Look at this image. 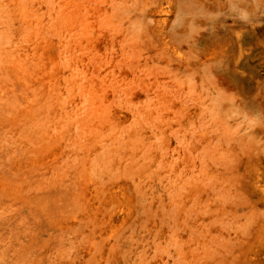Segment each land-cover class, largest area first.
I'll use <instances>...</instances> for the list:
<instances>
[{"label":"rangeland","instance_id":"obj_1","mask_svg":"<svg viewBox=\"0 0 264 264\" xmlns=\"http://www.w3.org/2000/svg\"><path fill=\"white\" fill-rule=\"evenodd\" d=\"M0 264H264V0H0Z\"/></svg>","mask_w":264,"mask_h":264},{"label":"bare ground","instance_id":"obj_2","mask_svg":"<svg viewBox=\"0 0 264 264\" xmlns=\"http://www.w3.org/2000/svg\"><path fill=\"white\" fill-rule=\"evenodd\" d=\"M236 22V21H235Z\"/></svg>","mask_w":264,"mask_h":264}]
</instances>
